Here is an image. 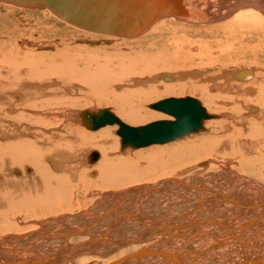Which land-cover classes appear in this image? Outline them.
<instances>
[{"label": "bare ground", "instance_id": "6f19581e", "mask_svg": "<svg viewBox=\"0 0 264 264\" xmlns=\"http://www.w3.org/2000/svg\"><path fill=\"white\" fill-rule=\"evenodd\" d=\"M56 4L0 0L119 48L0 51V264H264V0ZM77 90L119 116L74 110ZM186 93L212 117L145 154L117 123L84 131Z\"/></svg>", "mask_w": 264, "mask_h": 264}, {"label": "rangeland", "instance_id": "374dc122", "mask_svg": "<svg viewBox=\"0 0 264 264\" xmlns=\"http://www.w3.org/2000/svg\"><path fill=\"white\" fill-rule=\"evenodd\" d=\"M67 26L62 24V22H59V21L53 19L52 17H50L49 15H47L43 12H40V11H33V10L27 11V10H23V9H16V8L0 5V49H1L0 51L5 52L11 47L12 42L18 44L20 41H23V40H27L31 43H33L35 41L36 47H33V46H32V48L29 47V50H33V52H36L38 54L43 55L44 57H49V58H50V56L58 54L60 59L63 58L62 55H64V54L68 55L70 53V50L64 49L66 44H68L70 46V48H72V49L74 47V49L77 50L79 54H83V55H88L91 53H98L100 51H106L107 49H110V48H112L114 50H117V48H119V46H117L115 44H113V45L108 44V42L107 41L105 42V40L102 38L96 39V38H92L89 35L87 36L85 34H82V36H81V34L79 32L77 33L76 30L72 29L73 27H67ZM78 34H80L81 37ZM2 42H3V44H2ZM107 45H110V46H107ZM65 58H67V57H64V60H65ZM173 74H174V72H171V71L167 72V75H169L171 77ZM172 83H173V81H172ZM172 83H170V84H172ZM145 85L146 86H152L150 84H145ZM76 87L77 86H75L74 88H76ZM144 88H146V87L143 86L142 89H144ZM76 93H77V95H75V103L71 104V106H72V108H74V110H76V111H78L80 109L86 110L88 108H94V107H92L94 105H95V107H100L98 109H108V106H109V108L111 107L112 109H114V111L116 112L115 114L117 116H119L117 114V110H119L117 108L118 107L117 105L113 104V107H112V103H110V102L109 103L101 102V101H99V98H97L95 95H92L90 92H86V91L83 92V90H80V92H78V90H77L75 92V94ZM70 97H73V95H70ZM187 97H192V96H189L186 93V95L182 96L181 98H187ZM165 98L166 97H164L162 99H157V100L154 99L153 101H150V102L144 104V106L142 107L144 110L142 109V111L140 113L141 118L138 119V121L137 120H131V121H129V123L127 121L126 122L123 120H121V121L128 126L139 127V126H144V125L149 124V123H153L157 120H160L163 117L167 118L168 117L167 115H164L163 113H159V112H156V111L148 108L149 105H152L153 103L155 104L159 101H162ZM73 105H76V107H73ZM212 114L215 115V113H212ZM130 119H132V118H130ZM21 126L26 128V125L21 124L20 129H23V128H21ZM86 130H88V131H86ZM86 130H84V131L89 132V133L90 132L91 133L96 132V131H91L89 129H86ZM101 130H104V129H101ZM112 130H113V132H115V131L117 132L118 127L117 128L115 127ZM116 132L113 133V138L115 136V139H118L119 136L116 135ZM177 142H174L170 145L168 144L165 146L176 145ZM160 147H164V146H160ZM151 148H153V147L150 146V149ZM146 149L148 150L149 147L139 149V150H141V151L144 150L143 154H145ZM96 150L97 149L89 150L88 152L90 153V152L96 151ZM134 151H138V150H134ZM28 169H30V168L28 167ZM16 170L21 175V169L17 168ZM30 171H32V170L30 169ZM17 225L20 228H24V225L23 224L21 225L20 222H17ZM4 234H6V233H4ZM12 245L19 247L20 242H13ZM31 248H32V246L29 248V250H31ZM75 260H77V261H75ZM79 260L74 259L73 263H79L78 262ZM17 261H23V259H17Z\"/></svg>", "mask_w": 264, "mask_h": 264}, {"label": "water", "instance_id": "95a60500", "mask_svg": "<svg viewBox=\"0 0 264 264\" xmlns=\"http://www.w3.org/2000/svg\"><path fill=\"white\" fill-rule=\"evenodd\" d=\"M31 1L38 4L44 3L51 8L53 6L57 7L56 0ZM242 77L244 76L240 78ZM151 108L170 115L175 120L173 122H154L143 127H129L106 110H99L96 113L85 112L81 116L87 119L86 122L83 121L84 126L91 130L117 123L119 126L117 134L121 137V143L124 146L133 148L146 147L153 144H165L190 133L198 132L201 129L203 121L211 117L205 112L198 101L191 98L165 100L152 105ZM93 156H96V154L94 153ZM93 159L92 157L91 161Z\"/></svg>", "mask_w": 264, "mask_h": 264}]
</instances>
